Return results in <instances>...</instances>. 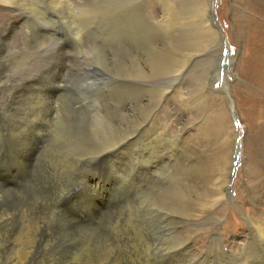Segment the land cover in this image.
Segmentation results:
<instances>
[{
  "label": "rangeland",
  "instance_id": "374dc122",
  "mask_svg": "<svg viewBox=\"0 0 264 264\" xmlns=\"http://www.w3.org/2000/svg\"><path fill=\"white\" fill-rule=\"evenodd\" d=\"M150 1L153 11L158 0ZM174 1L181 14V2L188 0ZM108 2L0 0V264H14L24 242L32 246L24 264H264V236L257 228L264 222V84L251 81L241 65L246 44H252L257 60L262 58L259 27L248 30L236 21L248 10L235 0H209L207 15L221 37L195 56L186 48L185 62L175 64H186L183 72L160 80L170 93L158 111L154 103L138 106L135 93L118 83V71H125L130 59L120 51L117 35L110 41ZM182 21L188 35L187 20ZM226 45L231 55L222 76ZM254 101L252 110L245 109ZM181 109L186 115L177 124ZM235 117L243 137L232 179ZM183 123L191 130L172 131V125ZM137 124L143 128L141 154L125 145L124 136ZM172 137L187 146L177 155L182 159L176 184L181 200L173 209ZM230 155L224 191L229 197L221 199L211 190ZM195 184L209 191L207 203L197 204L209 195L197 198ZM172 211L177 223H172ZM186 239L196 254L177 252Z\"/></svg>",
  "mask_w": 264,
  "mask_h": 264
},
{
  "label": "bare ground",
  "instance_id": "6f19581e",
  "mask_svg": "<svg viewBox=\"0 0 264 264\" xmlns=\"http://www.w3.org/2000/svg\"><path fill=\"white\" fill-rule=\"evenodd\" d=\"M146 4H145V0H143L144 3H133L132 0H109L108 4H107V25L109 28V37H110V41L113 43L114 39H116L118 37V43L119 44V48L120 51L122 53H126L129 57V61H130V65L129 67H126L127 69L125 71L119 72V84L123 87V89L125 91H127V93L129 94V92H134L135 93V97H136V101L138 106H142L146 105V104H152L154 103L157 108L158 111H162L163 107H164V102L167 98V95L170 93L169 88H163L160 85V80L162 78L166 79V78H170L172 74L175 73H182L186 64H181V65H175L178 61H182L185 62V58L188 57V55H186V48L187 49H191L194 50V56L197 55L196 52H199L203 49H205L208 45V42L211 40L216 41V39H219L221 37V31L218 28V25H214L211 21V17L208 16V7L210 10V5H209V0H188V3H183L181 2V9L180 12L181 14H178L175 8L176 2L174 0H158V6L151 11L152 8V3L150 0H146ZM235 3L237 4H241V6L244 9L248 10V14H243L241 12V15L238 17V19L236 21H238L240 24H242L245 28H250V26L252 25H257L260 29V34L262 36V40L264 39V0H235ZM189 7V9L186 11V7ZM150 10V11H149ZM258 13H256V11ZM240 12V11H239ZM94 13L96 16H98V11L95 9ZM213 14H215V12H213ZM238 16V15H237ZM182 17H184L187 20V23L185 25V28L189 31L188 35H186L184 33V28L181 26L183 24H185V21H182ZM214 17V15H213ZM215 21V18L213 19ZM216 23H218V21L216 20ZM237 25V22L235 23ZM249 30V29H248ZM117 35V37L115 38V36ZM127 43L130 46H127ZM217 44V41H216ZM206 45V46H203ZM165 48H167V51H163ZM223 48V47H222ZM122 53L121 56H122ZM254 53V49L252 47V44H246L245 45V51H243V60L241 65H243L242 67L244 68V75L245 76H249L251 77V81H255L257 83L260 84H264V44L262 46V51H261V60H257L256 57H258L257 55L253 54ZM256 53V52H255ZM123 54V55H124ZM172 55V65L170 64V59L171 56L168 55ZM188 54V52H187ZM113 55V53H112ZM120 56V57H121ZM192 56V55H191ZM118 57V56H117ZM123 57V56H122ZM121 57V58H122ZM126 57V56H125ZM120 58V59H121ZM124 59V57H123ZM254 60V61H253ZM123 62V60H122ZM125 63V62H124ZM219 64V63H218ZM253 64V65H252ZM125 65V64H124ZM128 66V65H127ZM172 66V67H171ZM251 66H254L253 69L251 68ZM123 68V66H122ZM255 71V72H254ZM114 72V71H113ZM112 72V73H113ZM224 71L221 70V75H224ZM116 73V72H114ZM219 75V68L216 66V69L214 70V80H216L218 78ZM200 76L202 77V73L200 74ZM257 79V80H256ZM155 85H159L160 87H156ZM230 86V85H229ZM225 87V86H224ZM234 88V87H233ZM220 89V88H219ZM219 89H213L215 91H221ZM236 89V88H235ZM55 90V89H54ZM53 90V91H54ZM240 90V89H239ZM237 91L234 90V92ZM173 92V90H172ZM153 93H156V96H152ZM133 94V93H132ZM49 95V94H48ZM119 95V94H118ZM123 96V95H122ZM133 97V96H132ZM51 98V97H50ZM119 98V97H118ZM130 98V97H128ZM127 100V99H126ZM255 100V99H254ZM129 100H127L128 102ZM127 102H126V107H127ZM243 103L246 106V102L243 100ZM60 104V103H59ZM254 105H252V108L249 107H245V109H247L248 111L252 110L254 106H256L255 101L252 103ZM128 105H130V103L128 102ZM133 105L131 104V108ZM46 107V106H44ZM139 107V108H140ZM147 107V106H146ZM129 108V107H128ZM242 108V106H241ZM42 109V108H41ZM137 109V108H136ZM135 109V111H136ZM172 119L174 118V113L173 111L176 109L175 107L172 108ZM48 110V109H47ZM141 110V109H139ZM144 110V109H143ZM148 110V109H147ZM154 110V109H153ZM177 110V109H176ZM244 109L242 108L241 112V116L242 118H246V115L243 111ZM129 111V110H127ZM126 111V112H127ZM134 111V109H133ZM182 114L180 116V120L176 121V123L178 124L180 121H182L185 117V110L181 109ZM130 112V111H129ZM140 112V111H139ZM141 114V113H140ZM143 114V113H142ZM169 114V113H168ZM129 115V113H128ZM133 115V114H132ZM145 115V114H144ZM223 115L220 114L219 115V119H222ZM126 117V116H125ZM131 117V116H130ZM129 117V118H130ZM141 117V115H140ZM144 118V117H143ZM142 118V119H143ZM136 119V118H134ZM138 120V119H137ZM149 120V119H148ZM136 121V120H134ZM140 121V119H139ZM188 122V121H187ZM136 123V122H133ZM129 124V123H128ZM132 124V123H131ZM129 124V125H131ZM140 124V123H138ZM137 124V125H138ZM144 124V123H143ZM184 124V123H183ZM134 125V124H133ZM136 125V124H135ZM142 125V123H141ZM140 125V126H141ZM140 126H136V128H133V130L128 131L127 135L124 136L125 138V145L126 147L134 150V151H141L142 149H144L143 147H145V145L143 147H141L139 145L140 140H143L141 137V131L142 129L140 128ZM128 127V126H127ZM133 127V126H132ZM171 127V126H170ZM233 127V124H232ZM157 128V127H156ZM155 128V129H156ZM130 129V128H129ZM234 129V127H233ZM191 128L187 126V124L185 123L183 125V127H173L172 125V131L173 132H180V133H186L187 131H190ZM125 131V130H124ZM123 131V132H124ZM127 132V131H126ZM156 132V131H155ZM172 132V135H173ZM241 132L238 131V135H240ZM125 135V133H124ZM158 135V134H157ZM159 135H161L159 133ZM235 135V134H234ZM232 135V148H231V152L233 149V141L235 139V136ZM155 137V136H154ZM18 140V138H17ZM122 140V139H121ZM156 140V139H155ZM158 140V139H157ZM37 141V140H36ZM23 142V141H22ZM158 142V141H157ZM13 144H15L13 142ZM30 144V143H28ZM238 144V143H237ZM20 145V144H19ZM22 145V144H21ZM143 145V144H142ZM16 146V145H15ZM29 146V145H27ZM116 146V145H115ZM123 146V145H122ZM187 146L183 144L182 139L179 138H173L172 137V209L173 206H176L179 203V201L181 200V194H178L177 191V179H178V174L181 171V168L179 167L180 162L182 161V159L177 158V155L180 154L182 156V153L184 151V149ZM129 149V150H130ZM188 149V150H187ZM187 153L190 152V155H192L193 151L192 148H187ZM22 150V149H21ZM126 150V149H125ZM127 150V151H129ZM131 150V151H132ZM171 150V149H170ZM238 151H240V146L238 145L237 148ZM130 151V152H131ZM143 151V150H142ZM124 152V150L122 151ZM148 152V150H147ZM22 153V151H21ZM92 153V152H91ZM128 153V152H126ZM140 153V152H139ZM241 153V151H240ZM132 154V153H131ZM135 154V153H134ZM141 154V153H140ZM185 154V153H184ZM183 154V155H184ZM30 155V154H29ZM133 155V154H132ZM145 155V154H144ZM189 155V154H188ZM17 156V155H16ZM131 156V155H130ZM171 156V155H170ZM186 156V155H185ZM1 157V156H0ZM129 157V155H128ZM127 157V158H128ZM188 157V156H187ZM16 158V157H15ZM25 158V157H24ZM176 158V159H175ZM231 155L229 157L228 160V164L225 166V171H223V177L222 178H217L219 176L220 173H217L216 175V179L213 183V189L211 190V192H213V194H221V199L224 197H229L224 191L226 189V182L228 180V175L230 174L229 171V167H230V159ZM131 159V157H130ZM129 159V160H130ZM150 159V158H149ZM190 159V158H189ZM187 158L188 161V165H189V160ZM23 160V159H22ZM29 160V159H28ZM128 160V159H127ZM126 160V161H127ZM128 160V161H129ZM175 160V161H174ZM134 161V160H133ZM174 161V162H173ZM136 162V161H135ZM156 162V161H155ZM154 162V163H155ZM159 162V161H158ZM134 163V162H133ZM146 163V162H145ZM187 163V162H186ZM192 163V162H191ZM130 164V163H129ZM141 164V162H140ZM134 165V164H133ZM149 165H151L149 163ZM142 166V165H141ZM148 166V165H147ZM152 166V165H151ZM13 169V168H12ZM188 172V171H187ZM186 173V172H185ZM183 174V173H182ZM22 176V175H21ZM19 178V177H18ZM20 179V178H19ZM68 179V178H67ZM185 180V179H184ZM131 181V180H130ZM182 181V179H181ZM191 182V181H190ZM21 183V182H20ZM134 183V182H133ZM184 183V182H183ZM194 184V183H193ZM118 185V184H117ZM180 186H181V182H180ZM199 184H195L194 188L198 187ZM3 189H6L5 186H3ZM182 187V186H181ZM8 188V187H7ZM101 188V187H100ZM193 188V189H194ZM195 188V189H196ZM180 189V188H179ZM178 189V190H179ZM182 189V188H181ZM194 189V190H195ZM6 191V190H4ZM3 191V192H4ZM10 191V190H9ZM193 190L190 192V195L193 197L194 193H192ZM2 193V192H1ZM46 193V192H45ZM206 193L209 195V191H207L205 188L200 187L197 188L195 190V194H197V198L202 197L204 195H206ZM56 194V193H55ZM15 195V194H14ZM23 195V194H22ZM3 196V195H1ZM230 196H232L230 194ZM7 197V196H6ZM22 197V196H21ZM209 196L205 197V198H201L199 200H197V204L199 205H203L205 203H207V198H209ZM11 198V197H10ZM8 199V198H7ZM21 199V198H20ZM23 199V198H22ZM50 200V199H49ZM235 200V199H234ZM7 202V201H4ZM18 202V201H16ZM25 202V201H24ZM13 203L14 200H13ZM22 203V201H21ZM3 204V203H2ZM1 204V205H2ZM96 204V203H95ZM129 204V203H128ZM22 205V204H21ZM122 205V204H121ZM182 205V204H181ZM5 206V205H4ZM19 206V205H18ZM87 206V205H85ZM91 206V205H90ZM180 206V205H179ZM11 207V206H10ZM14 207V206H13ZM28 208V205L26 206ZM3 209H5L4 207H1ZM22 208V206H21ZM92 208V207H91ZM122 208V207H121ZM10 209V208H9ZM13 209V208H12ZM24 209V208H23ZM22 209V211L24 212V210ZM14 210H16L14 208ZM13 210V211H14ZM26 210V209H25ZM28 210V209H27ZM120 210V209H119ZM130 210V209H129ZM135 210V209H134ZM8 211V210H7ZM6 211V212H7ZM11 211V210H10ZM123 211V210H122ZM5 212V213H6ZM4 213V214H5ZM11 213V212H10ZM14 213V212H13ZM40 213V212H38ZM93 213V212H92ZM118 213V212H117ZM178 213V212H176ZM8 214V213H7ZM52 214V213H51ZM179 214V213H178ZM3 215V214H2ZM9 215V214H8ZM11 215V214H10ZM27 215V214H26ZM174 211H172V223L173 220H175V223H177L178 220L177 216L175 215ZM4 216V215H3ZM12 216V215H11ZM17 216V214H16ZM24 216V215H23ZM6 218L8 216H5ZM25 217V216H24ZM32 217V216H30ZM39 217V216H38ZM37 217V218H38ZM52 217V216H51ZM118 217V216H117ZM174 218V219H173ZM3 219V217H2ZM34 219V218H33ZM49 221L53 218H48ZM177 219V220H176ZM180 219V217H179ZM11 220V219H10ZM40 220V218H39ZM38 220V221H39ZM69 220V219H68ZM141 220V219H140ZM7 221V220H6ZM33 221V220H32ZM37 221V222H38ZM47 221L46 220H43ZM48 221V223H49ZM53 221V220H52ZM115 221V220H114ZM5 222V220H4ZM8 222V221H7ZM31 222V221H30ZM35 222V221H34ZM42 222V221H41ZM42 222V223H43ZM60 222V220H59ZM9 223V222H8ZM29 223V222H28ZM47 223V222H46ZM63 224V222H61ZM7 224V223H6ZM4 224V225H6ZM32 223H29V225ZM26 225V224H24ZM28 225V224H27ZM28 225V226H29ZM46 225V224H45ZM59 225V224H58ZM58 225H55L56 227ZM72 225H74L72 223ZM42 226V225H41ZM25 227V226H24ZM43 227V226H42ZM46 227V226H45ZM48 227V225H47ZM46 227V228H47ZM174 227V226H173ZM172 227V228H173ZM34 228V227H33ZM36 228V227H35ZM58 228V227H57ZM55 228V229H57ZM62 228V227H61ZM60 228V229H61ZM118 228V227H117ZM177 228V227H176ZM175 228V229H176ZM179 228V227H178ZM183 228V227H181ZM258 230L261 232V234L264 236V222L263 224L261 223V225H259ZM45 229V228H44ZM49 229V228H48ZM46 230V229H45ZM44 230V231H45ZM52 231V229H50ZM181 230V229H180ZM8 231V230H7ZM35 231V230H34ZM41 231V230H40ZM38 230V232H40ZM47 231V230H46ZM45 231V232H46ZM50 231V232H51ZM177 231V230H176ZM175 231V232H176ZM3 232V231H1ZM6 232V231H5ZM11 232V231H10ZM38 232L36 234H38ZM178 232V231H177ZM180 232V231H179ZM251 232V231H250ZM7 233V232H6ZM23 233V232H22ZM27 233V232H26ZM174 233V232H173ZM172 233V234H173ZM24 234V233H23ZM35 234V232H34ZM52 234H54L52 232ZM179 234V233H177ZM1 235V234H0ZM10 235V234H9ZM13 235V234H12ZM11 235V237H12ZM18 235V234H17ZM58 235V234H56ZM60 235V234H59ZM106 235V234H105ZM4 236V235H3ZM15 236V235H14ZM39 236V235H38ZM42 236V235H41ZM180 236V235H179ZM6 237V234H5ZM10 237V236H9ZM17 237V236H16ZM107 237V236H106ZM249 237V236H248ZM13 238V237H12ZM15 238V237H14ZM29 238V237H28ZM178 238V237H177ZM180 238V237H179ZM24 239V238H23ZM22 239V240H23ZM30 239H32V237H30ZM29 239V240H30ZM34 239V238H33ZM38 239V238H37ZM34 240V241H37ZM176 239V238H175ZM13 240V239H12ZM15 240V239H14ZM173 240V239H172ZM180 240V239H179ZM190 239H186L185 241H183L182 243L179 244L178 248L176 249L177 252L180 251L181 255L182 253L184 255L186 254H196L195 250H194V246L193 245H189V243L187 244V242ZM248 240V239H247ZM246 240V241H247ZM6 241V240H5ZM8 241V240H7ZM6 241V242H7ZM32 241V240H31ZM41 241V240H39ZM38 241V242H39ZM45 241V240H44ZM50 241V240H49ZM88 242V241H87ZM102 242V241H101ZM180 242V241H179ZM191 242V241H190ZM221 242V241H220ZM4 243V241H3ZM8 243V242H7ZM6 243V244H7ZM31 243V242H30ZM174 243V242H173ZM172 243V244H173ZM2 244V242H1ZM17 244V242H16ZM23 244V245H22ZM22 247L21 249V254L17 257V259H15L14 264H24L26 261V258L28 256V254L31 252L32 246L29 245L28 242H24L22 243ZM28 244V245H27ZM36 244V242H35ZM34 244V245H35ZM246 244V243H244ZM259 244V243H258ZM5 245V244H3ZM8 246H10L8 244ZM7 246V247H8ZM36 246V245H35ZM34 246V249H35ZM40 246V243L39 245ZM45 247H48L46 245H44ZM107 246V245H106ZM133 246V245H132ZM221 246L223 247V243H221ZM220 246V248H221ZM17 247V246H16ZM41 247V246H40ZM43 247V246H42ZM243 247V246H242ZM15 248V247H14ZM210 248V247H209ZM225 248V247H224ZM10 249V248H9ZM33 249V250H34ZM236 249V248H235ZM263 249V248H262ZM42 250V249H41ZM186 252H184V251ZM241 250V249H240ZM9 251V250H8ZM264 254V250H262ZM10 252V251H9ZM106 252V251H105ZM110 252V250H109ZM216 252L220 255H224L225 254V250H220L219 248L216 250ZM233 252H235L234 250H231V253L233 254ZM245 252V251H243ZM258 253L256 250L251 252L253 253ZM20 253V252H19ZM111 253V252H110ZM173 253V252H172ZM230 253V251H229ZM248 253V252H247ZM36 254V253H35ZM107 254V253H106ZM205 254H208L207 252ZM246 254V253H245ZM30 255V254H29ZM39 255V254H38ZM175 255V254H174ZM199 256V254H197ZM230 255V254H229ZM235 255V254H234ZM1 256V255H0ZM7 256V255H6ZM10 256V254H9ZM16 256V255H15ZM36 256V255H35ZM103 256V255H102ZM105 256V255H104ZM190 256V255H189ZM233 256V255H232ZM240 256H242V254H240ZM33 257V256H32ZM107 257V256H106ZM109 257V256H108ZM105 258L106 260L108 259ZM194 257V256H193ZM12 258V256H11ZM34 258V257H33ZM36 258V257H35ZM119 258V257H118ZM197 258V257H196ZM203 258V257H202ZM222 258V257H221ZM9 260H11L10 258H8ZM85 259V258H84ZM91 259V258H90ZM192 259V258H191ZM236 259V257H235ZM234 259V260H235ZM240 259V258H239ZM243 259V257H242ZM29 262V258L27 259ZM104 260V259H103ZM102 260V261H103ZM111 260V259H110ZM6 261V260H5ZM33 260H31V264ZM99 261V260H98ZM105 261V260H104ZM240 261V260H239ZM245 261V260H244ZM7 262V261H6ZM35 262V261H34ZM107 262V261H106ZM105 262V263H106ZM236 262V260H235ZM261 262V261H260ZM264 262V261H263ZM261 262V263H263ZM92 263V262H91ZM238 263V261H237ZM247 263L245 262H240L238 264H245ZM76 264V263H75ZM93 264V263H92ZM103 264V263H102ZM109 264V263H108ZM221 264V263H219Z\"/></svg>",
  "mask_w": 264,
  "mask_h": 264
},
{
  "label": "water",
  "instance_id": "95a60500",
  "mask_svg": "<svg viewBox=\"0 0 264 264\" xmlns=\"http://www.w3.org/2000/svg\"><path fill=\"white\" fill-rule=\"evenodd\" d=\"M224 55H225V57L223 59L222 71H224V69H225V64H228L229 58H230V55H231V53L229 52V47L227 45L225 46ZM235 126H236L237 131L241 130L242 125L237 119H235ZM242 137H243V134L241 133L240 135L237 136V139H236L238 144H237L236 149H235V151L233 153L235 168L233 167V171H232V176L233 177H232V179L235 178L236 172H237V168H238V166L240 164V155H241V153H240V151L237 150V148H238V145L241 146Z\"/></svg>",
  "mask_w": 264,
  "mask_h": 264
}]
</instances>
